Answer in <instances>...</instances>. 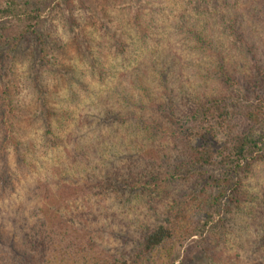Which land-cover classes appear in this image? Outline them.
<instances>
[{
    "label": "trees",
    "instance_id": "trees-1",
    "mask_svg": "<svg viewBox=\"0 0 264 264\" xmlns=\"http://www.w3.org/2000/svg\"><path fill=\"white\" fill-rule=\"evenodd\" d=\"M213 1L204 0L206 5H212L210 3ZM219 1H214L217 2L213 4L215 9ZM61 3L72 14L78 10H87L84 0H0V70L6 64L9 65L11 59L16 62L11 73H0V201L19 198L28 203L29 212L26 216L32 218L31 221H26L25 212L18 214L19 207L13 211L15 216L10 217V220H14L13 238V233L5 234L0 226V245H7L9 241L12 243L9 249L11 252L0 248V264H189L190 260L181 255L180 251L187 241L193 239L197 240L202 253L193 264H231L235 256L222 247L233 238L230 233H236L235 240L240 241L243 238L240 235L241 230L246 228L252 230L254 244L258 251H262L264 216L261 215L260 222L256 224L241 221L246 211L249 215L253 214V201H248L250 192L244 182L256 175L258 166L264 165V134L259 135L260 131L264 132V96H257V91L250 89L244 93L243 101L236 104L229 101L219 90L211 95H196L192 103L188 104L187 111H184L182 102L177 104L173 98L166 104L153 102L139 73L138 78L132 82L139 94L127 104L131 112L137 115L133 123L135 126L127 127L128 133H140L144 138L150 139L158 137L165 142L170 139L178 144V158L169 157L168 160H172L169 161L171 166H167L168 169L173 168L171 172H176L177 176L183 173L188 178H204L201 170L212 167L224 171L222 179L207 183L200 194L186 195L157 224L149 225L140 220L138 204L145 198L154 199L160 190L165 189L167 181L176 183L177 179H161L159 175L153 177L150 172L143 176L131 171L125 178L116 173L118 171L114 168V176L107 170L111 177L107 181L101 180L99 171L102 163L107 161L105 156L109 154L108 149L104 148L100 153L93 151L92 160L97 161L98 167L91 169L95 180L90 186L85 183L88 188L84 190L87 198L90 195L99 204H90L79 213L75 208L69 207L60 212L54 209L57 192L72 179V174L67 169L69 166L64 167L65 164L61 165L58 159L54 160L56 157H52V153L61 149L69 151L70 138L64 141L59 136L61 128L64 127L60 120L68 113L55 114L49 110L45 113L46 133L38 143L24 145L19 140V118L22 111L18 93L21 82L31 81L34 88H38L39 94H42L45 74L51 71L48 60L51 49L47 46L40 28L47 10L53 4L60 7ZM224 4L225 0H222V5ZM158 12L152 10L145 22L140 12L135 17L134 26L139 34V45L146 46L153 39L155 14ZM201 14V29L192 26L184 36L193 41L194 50L205 54L209 52L220 59L223 53H215L218 47L213 45L211 38L214 31L211 24L217 21L219 13L205 7ZM231 20L233 30L238 25V31H233L235 36L243 42V61L247 67L241 71L242 81H247L251 74L264 79V58L261 57L254 40L249 41L246 37L247 30L242 21L238 23L234 17ZM31 42L35 43V49L33 52L29 51L24 57L25 60H20L22 49L32 44ZM238 49L234 48V52L240 57ZM35 52L39 53L38 58L35 57ZM22 62H25L24 76L15 71L16 64ZM211 62L215 64L216 73L212 74L213 71L207 74V83L219 84L223 79L233 80L237 82L236 90L242 89L241 80L236 77V68L225 69L222 65L218 69L220 63ZM160 70V74L152 70L153 74L150 76L163 86L166 84L165 78L170 76L161 67ZM146 114H151L150 118L142 120ZM237 120L247 126L241 124L240 127ZM49 161H53L49 168L42 167ZM76 161L77 158L73 163ZM154 161L157 163L155 159ZM162 164V167L165 166ZM40 170L45 173V177L36 181L33 178ZM26 184L32 186L24 192L22 185ZM20 191L22 194H19ZM42 204L48 209L44 210ZM153 209L157 210L156 207ZM118 213L134 215L133 229L137 232L139 226L141 236L137 246L135 245L136 249L112 256L101 249V241L105 239L109 217ZM50 216L59 220V226L63 224L61 228L65 227L58 228L59 230L50 227L47 220ZM33 218L35 222L32 224ZM126 238L123 235L120 239L125 241ZM27 247L31 250L27 251ZM237 258L240 259H235Z\"/></svg>",
    "mask_w": 264,
    "mask_h": 264
},
{
    "label": "rangeland",
    "instance_id": "rangeland-1",
    "mask_svg": "<svg viewBox=\"0 0 264 264\" xmlns=\"http://www.w3.org/2000/svg\"><path fill=\"white\" fill-rule=\"evenodd\" d=\"M214 1L210 3L212 5H206L204 0H84L87 10H78L74 14L63 7L62 3L60 7L53 4L47 10L40 32L51 49L48 58L51 71L45 74L41 95L31 81L21 82L18 93L22 111L19 118L21 123L19 140L21 139L24 145L38 143L47 131L45 113L49 110L55 114L68 113L60 120L64 127L61 128L59 136L64 141L70 138L68 144L70 152L61 149L57 153H52V157L53 159L56 157L54 160L58 159L61 165L65 164L64 167L69 166L67 169L70 170L72 179L57 192L58 196L54 200L55 210L60 212L69 207L75 208L79 213L90 204H99L92 196L88 195L87 198L84 190L95 180L91 169L98 167V163L92 160L93 151L97 150L100 153L104 148L108 149L109 154L105 156L106 163L101 161L99 171L101 180L107 181L109 177L114 176V168L118 171L116 173L125 178L131 171L143 176L150 172L153 177L159 175L161 179L168 177L177 179L176 183L167 181L165 189L160 190L154 199L145 198L138 204L140 220L149 225L157 224L158 220L163 215H168V211L174 209L186 195L200 194L207 183L222 179L224 171L212 167L201 170L204 178H188L183 173L175 175L176 172H171L173 168L168 169L167 166H171L169 161L172 160H168L169 157L178 158L180 150L178 144L170 139L165 142L158 137L144 138L140 133L133 134L127 131L128 126L131 128L135 126L133 123L137 118L127 104L139 94L132 85L139 73L153 102L166 104L173 98L177 104L182 102L184 111H187L188 104L192 103L196 95H211L217 90L223 92L233 104L243 101L247 89L257 91V96H264L262 77L251 74L247 81H242L241 71L247 67L243 61L241 48L243 42L234 34L236 30L238 31V25L236 24L234 30L231 28L233 17L238 23L242 21L247 30L246 37L249 41L254 40L261 57L264 58V0H225L224 5L220 0L216 9L213 4L217 2ZM205 7L219 13L217 21L211 24L214 30L211 38L213 45L218 47L215 53L219 55V51L223 53L220 59L209 52L205 54L194 50L193 41L184 36L192 26L201 29L199 21ZM154 9L159 12L155 14L153 39L149 40L146 46L139 45V34L134 26V19L140 12L145 22L147 15ZM34 47L35 43L24 46L19 59L25 60L24 57L29 51L33 52ZM236 47L239 48L237 51L241 54L240 57L234 52ZM34 55L38 58L39 53L35 52ZM11 60L10 69L6 64L0 73H11L16 63ZM211 61L220 63L218 69L222 65L225 69L236 68L238 71L236 77L240 78L242 89L236 90L237 82L233 80L223 79L219 84L207 83V74L212 73L215 68ZM22 63L16 64L15 71L24 76L25 62ZM160 67L166 73L169 72L170 76L165 78L166 84L163 86L150 76L153 74L152 70H156L157 74L162 73ZM215 73L214 71L212 74ZM149 115L151 116V114L143 116L142 120L149 119ZM236 123L241 127L243 122L237 120ZM242 128L245 129L243 126ZM261 134L264 132L260 131L259 135ZM75 158L77 161L73 163ZM52 163L53 161H49L42 167L49 168ZM162 163L165 166L162 167ZM107 170L112 172L111 176L107 174ZM255 174L244 182L250 192L248 201H253V214L249 215L246 211L241 217V221L244 220L248 224L258 223L261 215L264 216V165L258 166ZM43 177L45 173L40 170L33 179L38 181ZM22 186L25 192L32 184ZM19 194H22V191ZM150 202H153L151 206ZM27 205L28 203L13 197L0 201V226L5 234L13 233L11 236L12 238L14 236V220H10V217L15 216L13 211L17 207L20 209L19 215L25 212L26 221L32 220L31 216H26L29 212ZM154 207L157 210H154ZM42 208L48 209L43 204ZM115 216L109 217L106 236L101 241V249L112 256L136 249L141 236L139 226L137 232L133 229L134 215L118 213ZM47 220L50 227H56L55 230L63 225L59 226V220L54 216ZM33 222L34 218L32 224ZM27 225L30 227L28 223ZM251 231L247 228L241 230L240 235L243 238L240 241L235 240L236 233H230L233 238L222 248L235 258L240 257L234 258L231 264H264V249L257 250ZM123 235L127 236L125 241L120 239ZM9 243L1 244L0 248L11 252L9 249L12 243L10 241ZM30 250L31 248L27 247V251ZM180 252L190 260L189 264L197 262L202 254L196 239L187 241Z\"/></svg>",
    "mask_w": 264,
    "mask_h": 264
}]
</instances>
